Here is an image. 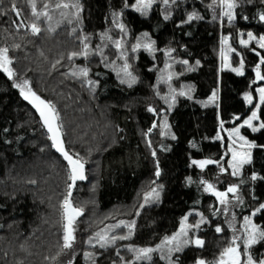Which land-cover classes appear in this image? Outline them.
Returning <instances> with one entry per match:
<instances>
[{"label": "trees", "instance_id": "obj_1", "mask_svg": "<svg viewBox=\"0 0 264 264\" xmlns=\"http://www.w3.org/2000/svg\"><path fill=\"white\" fill-rule=\"evenodd\" d=\"M13 2L20 11L19 16L11 11ZM57 2L59 0H35L38 11H44L46 3ZM79 2L83 11L78 22L74 20L69 25L59 10L49 8L53 17L51 27L55 31H49V22L41 17L38 26L42 30L35 36L30 27H25L35 19L29 0H4L0 6V47L9 49L13 61L10 67L15 73L9 79L0 70V264H52L47 258L55 255L62 244L60 202L67 193V164L51 148L32 105L12 86L14 81L22 83L25 79L41 99L51 101L57 108L66 149L79 153L86 161V180L76 183L72 196L74 206L83 208L84 213L75 225L74 248L61 255L60 264H69V261L71 264H122L120 257L131 261L134 253L128 251L129 245L155 247L164 236L178 230L183 216L191 213L188 222L195 223L199 219L197 212L209 220L198 232L205 241L204 248L189 246L184 252L176 253L174 259L178 264H194L197 257L213 261L231 240L226 220L232 213L236 214V222L241 221L264 203V179L251 180L253 172L264 177V129L253 132L241 128V135L258 146L251 149V163L241 170L239 177L223 176V180L217 181L216 166L199 170L192 161L221 160L225 146L217 139L220 121H224V127H229L234 117H248L251 108L245 104L244 93L264 85V81L252 83L255 81L253 69L260 60L256 51L264 56L256 41L247 48H240L244 76L220 70L219 64L220 33L229 37L233 47L241 32L244 35L251 31L257 37L264 35V22L259 19L264 3L237 0L240 7L235 10L236 19L229 26L227 18L221 25L219 8L214 13L207 7L212 0H177L167 9L162 0H156L147 16L131 8L135 0H127V8L125 0ZM4 10H8L7 15L3 14ZM121 10L120 22L130 33L125 40L129 41L126 47L132 71L139 78L132 88L121 85L111 64L105 67L98 55L88 60L82 56L68 59L72 51L82 49L79 41L84 36L89 37L92 49L101 44L100 34L106 30H111L113 38L119 39L112 13ZM167 13H171V17L166 21L163 16ZM191 13L202 19L182 23ZM214 14L217 19H213ZM73 27L77 29L75 34ZM145 32L156 41L154 57L143 49L131 52L135 38ZM17 44L19 48L15 47ZM166 49L175 51L165 57L162 50ZM104 53L109 62L117 60L116 49L110 44L104 48ZM166 59L172 65L170 71L176 74L172 87L180 91L183 86L188 93L177 95L171 109L160 98L169 94L168 85L158 83ZM57 60L61 63L53 69ZM184 60L188 61L187 65L180 63ZM120 64L122 61H117V65ZM85 66L91 70L90 78L99 81L95 93L87 85L82 86L80 79L68 75L73 69ZM189 68L194 70L189 71ZM157 88L160 96L156 94ZM213 91L219 97V107L209 102ZM149 106L156 109V114L147 110ZM165 118L170 130H165L167 134L162 136L159 128ZM155 120L158 126L146 136ZM259 121L264 122V115H260ZM157 163L159 177L155 175ZM32 180L36 183H29ZM201 180L216 182L220 190L229 184L239 185L238 195L243 203H232L230 217L226 218L222 212L214 216L213 209L220 205L204 191ZM152 188L160 192L159 200L140 209L144 194ZM137 211H140L139 216L135 215ZM252 219L264 226V211ZM132 220L136 221V228L129 240H117L105 249L86 243L100 229ZM217 225L222 227L221 233L215 231ZM127 233L128 229L121 226L110 235ZM254 250L264 253V242L257 244ZM86 251L93 253V259L85 258ZM153 261L165 264L159 253L153 254Z\"/></svg>", "mask_w": 264, "mask_h": 264}, {"label": "snow or ice", "instance_id": "obj_2", "mask_svg": "<svg viewBox=\"0 0 264 264\" xmlns=\"http://www.w3.org/2000/svg\"><path fill=\"white\" fill-rule=\"evenodd\" d=\"M32 9V16L35 18L34 22L30 25H26L25 27H30L32 35H38L41 32V28L38 26L41 17L45 18L49 22V31H55L51 27V21L53 19L52 15L48 11L49 8L53 10H59L60 16L63 19L67 20L69 25H72L74 20H80V13L83 11V5L79 2V0H59V2L54 5L44 4V11H38L35 0H29ZM156 0H135V3L131 5V8L138 12L141 16H147L149 11L152 9L153 4ZM165 9H167L171 4H176L177 0H162ZM250 3L251 0H248ZM4 0H0V6H2ZM261 3H264V0H261ZM125 7H129L127 0H125ZM208 8L212 9L215 13V10L219 8V19L221 21V25H223L224 19L227 18V22L229 26H232L233 21L236 19V9L240 7V4L237 0H212V3L207 5ZM68 10V11H65ZM11 11L15 12L17 16L20 15V11L17 8L15 2L11 5ZM4 15L8 14V10L3 11ZM123 16V10L120 12L113 11L112 13V23L119 30L120 38L114 39L111 30H106L104 33H101V44L97 45L95 49L90 47L89 37L84 36L80 39L79 43L82 45V49L80 51H72L68 59L73 60L77 57H84L85 60H88L92 55H98L101 58V63L105 64V67H108L111 64L112 70L116 72L117 78L121 85H127L128 88H132L139 80L138 76H136L132 71V64L130 63V56L126 47V44L129 41L125 40L126 36H129L126 25L120 22V19ZM171 17V13L164 14V20H169ZM202 19L196 13H191L187 17V21H183L182 23H190L193 20ZM213 19H217V16L214 14ZM245 20L248 19L247 16L244 17ZM259 19L261 22H264V11L260 12ZM179 26V25H178ZM20 25L17 26V30H19ZM77 32L76 27L72 28V33L75 34ZM241 37H243V33H240ZM229 37L221 38V50L220 56L223 63V67H230L229 61V52H236V49L229 46L225 49L224 45L228 43ZM136 42L131 45V52L137 53L141 49L147 52L149 55L154 57L155 52L157 51L155 45L156 41L152 40L148 33L145 32L142 36H138L135 38ZM252 41H256V44L260 49H264V35L257 37L253 32L249 31L247 33V39H240V44L247 48ZM113 46L117 52V60L108 61L107 57L104 53V48L108 45ZM19 48L20 45L17 44L15 46ZM164 51L165 57L171 56V54L175 51V49H166ZM253 51H256L253 49ZM9 49L7 47H0V70L7 74L9 79H12L15 75L13 69L10 65L13 61L9 57ZM256 55L260 56L259 63L256 64L253 71L255 72V81L252 83L255 84L257 81H264V71L261 70L262 66H264V56H261L259 51H256ZM117 61H122V64L117 65ZM61 61L57 60L55 64L52 65L53 69L56 68L57 64H60ZM184 65L188 64L187 60L181 61ZM199 64V61H197ZM172 65L168 63L167 59L165 60L164 69L160 71L158 75V83H165L168 85L169 94L165 96H160V91L157 88L156 94L160 96L161 99L168 104L169 109L174 106L177 95L184 96L188 95L187 92L183 90V86H181V90L177 91L174 87H172V80L176 75L172 71H170ZM150 71L152 69H149ZM189 71H193L194 69L189 68ZM90 68L78 67L73 69L68 75L73 78L80 79L81 85H87L89 90L92 93H95L96 87L99 84V81H94L90 78ZM231 71L235 72L238 76H244V62L241 59L239 67H232ZM99 75V73H97ZM30 82L25 79L22 83L13 82V87L18 88L20 90V95L24 98V100L28 101L33 108H35L36 112L39 114L40 121L42 122L43 127L47 131V139L51 142V148L54 149L57 153L63 157V160L67 162V193L64 195L62 201L60 202L61 209V222H62V244L59 246V250L53 256H51L50 261L52 264H60V257L63 254L68 253L74 248V244L76 242V223L79 217H81L84 213V209L80 207H76L73 204L72 196H73V188L76 185L77 181H83L86 179L85 175V164L86 161L79 155V153H70L66 147L65 142L63 140L64 133L62 132V124L59 123L60 115L55 107V105L51 101H46L41 99L36 92H34L31 87H29ZM251 87V85H250ZM255 93L258 94L259 102L257 104H253V92H245L244 100L249 104L253 105V108L250 109L251 115L248 116L247 119L243 121V124L239 126H233L228 130V152L231 153V159L228 160L227 168L232 169V176H236L241 170L244 168V165L251 163L252 153L251 149L256 148L258 145L252 141L246 139L245 136L241 135V128L245 125L248 128H251L253 132H257L260 129H264V122L259 124V127L253 126V121L260 119V115H264V86H258L255 88ZM169 99L171 103H169ZM191 99V96H189ZM219 97L217 93L213 91L212 95L209 97V102L219 107L217 103ZM207 106V105H205ZM149 112L156 114V109L149 106L147 109ZM258 113L260 115H258ZM235 120H239L240 117H234ZM158 125L156 122L153 123L152 127L156 128ZM160 127L164 129H169L170 126L167 123V119L165 118L164 122L160 125ZM220 130H224V121H220ZM7 131V129H5ZM149 133L152 129L148 130ZM167 133L162 131L161 135H166ZM147 135V134H146ZM175 139V136L172 137ZM7 142V141H6ZM237 142H242L240 147L245 150L238 151L235 147ZM148 146L151 148V141H148ZM44 149H41L43 151ZM153 157L156 156L155 151L152 152ZM227 155V153H225ZM223 159V157H221ZM192 163L197 165L202 170L209 164H217L220 168V172L224 173L227 171V168L220 165V161H213L211 159L205 160H193ZM157 177L160 176L159 164L157 163L156 173ZM257 179H264V177H258L255 172H253L251 176L252 181H256ZM189 182H191L189 178ZM29 183L35 184L36 181L32 180ZM155 183V182H153ZM241 183H244L241 180ZM200 184L203 186L204 191L211 193V195L215 196L219 204L222 206L221 208H214L213 215H218L220 212L225 214L227 218L228 213L230 211V206L232 205V201L229 200L228 194L232 193L236 203L242 204L243 200L238 195L239 185L230 184L226 191H219L215 187L214 184L208 182L207 180H201ZM162 188L163 186H159ZM160 192L157 188H152L151 191L144 194V202L139 205L140 209H143L146 205H148L153 200H159ZM253 199L256 200L257 197L253 195ZM264 211V203H260L257 208H255L251 216H244L243 223L240 225L239 234H237V228L233 221L236 219L235 212L232 213V220L227 221L229 223V227L233 231V236L231 240L228 242L227 246L223 247L219 252L218 256L211 262L202 257H197L194 261V264H264V253H257L254 250V246L264 242V226L258 225L253 222L252 217H255L257 213ZM136 216L140 215V211L135 213ZM185 215L180 220V225L177 231H175L171 236H164L161 242L155 247H133L131 245L128 246V251L134 253V258L131 261L125 260L123 257H120L122 264H137V262H142L147 260L149 264H155L153 261V254L159 253L160 260L164 261L165 264H178V260L174 259L176 253H182L189 246H194L197 249L204 248L205 241L199 237L198 232L201 229V225L208 223L209 220L204 216L203 213L197 212L196 215L199 216V219L195 223H189V216ZM126 227L128 229L127 235H115L110 232L119 227ZM136 228V221L132 220L130 222L119 221L118 224L106 226L105 228L100 229L93 236L89 237L88 243L92 247H95L96 244L99 245L101 249H105L111 245H114L117 240H129L131 236L134 234ZM215 231L217 233H221L223 231L222 227L219 225L216 226ZM93 240H95V244H93ZM117 255L119 256V250H117ZM84 256L86 259H93L92 252H84ZM71 264V261H69Z\"/></svg>", "mask_w": 264, "mask_h": 264}, {"label": "rangeland", "instance_id": "obj_3", "mask_svg": "<svg viewBox=\"0 0 264 264\" xmlns=\"http://www.w3.org/2000/svg\"><path fill=\"white\" fill-rule=\"evenodd\" d=\"M248 33V32H247ZM246 33V34H247ZM246 34H244L243 35V37H241V35H238V39H237V45H236V47H233L231 44H230V41H229V39H228V43L226 44V45H224V47H225V49H227L229 46H231V47H233V48H235L236 49V52H229L228 53V55H229V61H228V63L230 64V67H223V63L224 62H222V60H221V56H220V50H221V47H222V45H221V38L222 37H228L227 35H224L223 33H220V38H219V40H220V43H219V64H220V70H229V71H231V68L232 67H239V65H240V62H241V59H243V55H242V53H241V51H240V48L242 47V45L240 44V39L241 38H243V39H247V35ZM263 52H264V49H261ZM244 62V61H243ZM245 65V64H244ZM261 70L262 71H264V66H262V68H261ZM233 72V71H232ZM235 73V72H234ZM236 74V73H235ZM258 86H264V85H258ZM258 86H256V87H258ZM256 87H254L253 88V104H257L258 102H259V97H258V94L257 93H255V88ZM20 91V90H19ZM250 92V91H249ZM212 95V94H211ZM245 101V100H244ZM28 102V101H27ZM29 103V102H28ZM30 104V103H29ZM245 104L248 106V107H250L251 109L253 108V105H249L246 101H245ZM31 105V104H30ZM161 114H163V112H161ZM251 115V111H250V113H249V115L248 116H250ZM258 115H259V113H258ZM248 117H246V118H244V119H239V120H235L234 122H232L231 124H230V126L229 127H224V130L223 131H221L220 129H219V134H218V137H217V139H218V141H220L222 144H224V153H223V159H221L222 160V162L220 163V165L221 166H223V167H225V168H227V161L228 160H230L231 159V153L230 152H228V144H229V138H228V130L229 129H231L234 125L235 126H239V125H241V124H243V121L245 120V119H247ZM158 119V121L160 122V117H157L156 118V120ZM156 120L154 121V122H156ZM153 122V123H154ZM164 122V121H163ZM162 122V123H163ZM161 123V124H162ZM261 122L259 121V119L258 120H255V121H253V126H255V127H259V124H260ZM153 125V124H152ZM244 127H246V128H248L246 125L244 126ZM151 129H154L153 127H151ZM249 129H251V128H249ZM165 130H167V129H164V128H162V127H160L159 128V132H162V131H165ZM252 130V129H251ZM149 135V131H148V133H147V135L146 136H148ZM242 142H237V144L235 145V147H236V149L238 150V151H240V150H245V149H242L241 147H240V144H241ZM225 153H227V155H225ZM205 160V159H204ZM247 165V164H246ZM246 165H244V167L246 166ZM197 166V165H196ZM198 167V166H197ZM205 169V168H204ZM217 173H218V177H217ZM217 173H216V176H215V180H217V181H221V180H223V176L224 177H227V178H235V177H239L240 176V174H241V172L240 173H238L236 176H232V169L231 168H227V171L226 172H224V173H221L220 172V168L218 167V169H217ZM214 185H215V187L217 188V185H216V182L214 183ZM230 185V184H229ZM228 185V186H229ZM217 190H219L218 188H217ZM219 191H221V190H219ZM206 193H208V192H206ZM208 194H210L211 195V193H208ZM211 196H213V195H211ZM229 198V200H231L232 201V203H235L236 202V200H235V198H234V196L232 195V196H230V197H228ZM219 203V202H218ZM220 205V204H219ZM222 206L220 205V208H221ZM231 207V206H230ZM230 210H232V207L230 208ZM223 213V212H222ZM224 214V213H223ZM231 216V213H230V211H229V213H228V216L227 217H230ZM190 217V216H189ZM243 218H244V216L241 218V221H237L236 222V219H235V221H233V223L235 224V226H236V228H237V234H239V230H240V225L243 223ZM229 219V220H228ZM227 220H226V224H228V227H229V223L227 222V221H231L232 220V217L231 218H228ZM229 229V233H230V235H231V238H232V236H233V231H232V229L229 227L228 228Z\"/></svg>", "mask_w": 264, "mask_h": 264}, {"label": "water", "instance_id": "obj_4", "mask_svg": "<svg viewBox=\"0 0 264 264\" xmlns=\"http://www.w3.org/2000/svg\"><path fill=\"white\" fill-rule=\"evenodd\" d=\"M32 108H33V107H32ZM33 110L35 111L36 115L39 117V114L36 112L35 108H33ZM41 123H42V122H41ZM45 131H46V129H45ZM46 133H47V131H46ZM53 151H54L57 155L60 156V154L57 153L54 149H53ZM60 157H61V156H60ZM61 158L63 159V157H61ZM63 161H64V160H63ZM64 162L67 164L66 161H64ZM85 169H86V167H85ZM198 169H201V168L198 167ZM85 180H86V179H85ZM85 180H83V181H77V182H81V183H83V182H85ZM225 191H226V190H225ZM228 195H229V196H232L233 194H232V193H229ZM214 199L216 200V202H218L215 196H214Z\"/></svg>", "mask_w": 264, "mask_h": 264}, {"label": "flooded vegetation", "instance_id": "obj_5", "mask_svg": "<svg viewBox=\"0 0 264 264\" xmlns=\"http://www.w3.org/2000/svg\"><path fill=\"white\" fill-rule=\"evenodd\" d=\"M220 161H222V160H220ZM220 163H221V162H220ZM207 166H212V167H213V166H216V168L218 169V166H217V164H215V163H213V164H209V165H207ZM207 166H206V167H207ZM206 167H205V168H206ZM227 188H228V185H226V186L224 187V189H222L221 191H225ZM219 190H220V189H219ZM209 195H210V194H209ZM210 196H211V195H210ZM211 197L213 198V196H211ZM255 246H256V245H255ZM255 246H254V247H255Z\"/></svg>", "mask_w": 264, "mask_h": 264}, {"label": "bare ground", "instance_id": "obj_6", "mask_svg": "<svg viewBox=\"0 0 264 264\" xmlns=\"http://www.w3.org/2000/svg\"><path fill=\"white\" fill-rule=\"evenodd\" d=\"M38 117V116H37ZM38 119H39V121H40V118L38 117ZM40 123H41V121H40ZM41 125H42V123H41ZM43 126V125H42ZM44 128V127H43ZM45 129V128H44ZM48 135V134H47ZM85 175H86V169H85Z\"/></svg>", "mask_w": 264, "mask_h": 264}]
</instances>
